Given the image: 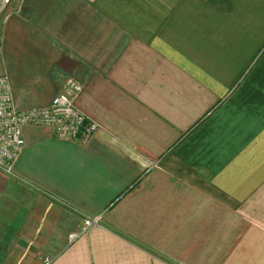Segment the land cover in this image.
I'll return each instance as SVG.
<instances>
[{"label": "crops", "instance_id": "crops-1", "mask_svg": "<svg viewBox=\"0 0 264 264\" xmlns=\"http://www.w3.org/2000/svg\"><path fill=\"white\" fill-rule=\"evenodd\" d=\"M0 32L17 108L74 81L100 125L23 128L0 264H264V0H11Z\"/></svg>", "mask_w": 264, "mask_h": 264}, {"label": "built area", "instance_id": "built-area-1", "mask_svg": "<svg viewBox=\"0 0 264 264\" xmlns=\"http://www.w3.org/2000/svg\"><path fill=\"white\" fill-rule=\"evenodd\" d=\"M11 0H0V18ZM1 40V32H0ZM70 89L54 95L45 106L19 109L16 107L11 84L6 74H0V168L11 173L25 144V126L50 127L57 138L86 143L98 131L99 123L81 111L74 102V94L80 85L70 81ZM100 216L86 217L78 232L69 233L71 242L88 227L99 225ZM44 257L42 264H49Z\"/></svg>", "mask_w": 264, "mask_h": 264}, {"label": "rangeland", "instance_id": "rangeland-1", "mask_svg": "<svg viewBox=\"0 0 264 264\" xmlns=\"http://www.w3.org/2000/svg\"><path fill=\"white\" fill-rule=\"evenodd\" d=\"M0 69H3L2 64H0ZM7 76L10 78L11 75L8 74ZM9 81H11V80L9 79ZM10 83L11 84L13 83L12 87L14 89V81H11ZM20 92H21L20 90L19 91H15L16 94H19ZM37 150H39L41 153H50V152H57L58 151L57 149L51 147L50 145H48L46 143L40 145Z\"/></svg>", "mask_w": 264, "mask_h": 264}]
</instances>
